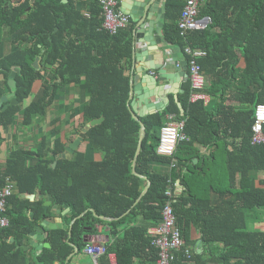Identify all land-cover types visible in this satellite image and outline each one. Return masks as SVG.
I'll list each match as a JSON object with an SVG mask.
<instances>
[{
  "label": "trees",
  "instance_id": "trees-1",
  "mask_svg": "<svg viewBox=\"0 0 264 264\" xmlns=\"http://www.w3.org/2000/svg\"><path fill=\"white\" fill-rule=\"evenodd\" d=\"M6 3L7 0H0V46L4 37H8L15 51L2 59L0 65L18 64L23 69L17 76L19 105L8 108L4 115L8 117L6 124L14 126L16 114L20 113L21 125L31 128L37 117L46 115L61 89L66 91L67 87L89 97L81 110L71 114V118L79 117L75 134L91 121L104 118L86 133L87 152L92 154L89 158L86 151L78 150L73 159L60 158L53 166L56 156L68 148L61 136L63 127L57 129L56 121L48 126L50 132L43 133L37 141V150L27 147L11 150L6 167L0 168V186L5 176H10L18 183L19 196L9 198L17 204L16 208L7 209L10 224L3 228L6 235L21 239L31 229L32 222L24 211L33 210L37 217L48 214L40 201L22 198L24 193L39 190L43 195H53L57 203L68 205L70 217L77 218L71 237L67 229L53 230L52 247L39 256L44 264H54L58 259L64 263L72 250L69 241L76 243L83 239L89 224L94 229L90 220L103 221L97 216L114 218L108 222L112 238L105 243L107 253L103 259L110 262L109 253L113 252L118 264H137L139 258L153 264L159 252L152 244L148 227L137 223L123 226L140 217L158 224L168 198V186L177 179L184 189L175 197L174 210L185 243L172 264H189L185 250L193 226L199 229L204 245V252H193L195 264H264V179L258 180L254 175L264 170V144L251 142L253 121L249 125L250 135L246 132L242 146L227 152L228 165L225 170L220 168V156L202 155L195 145L212 142L213 113L202 101L190 102L187 82L184 93L179 95L184 115H180L178 102L173 100L165 110L141 117L146 136L134 173L141 131V123L129 108L134 21L114 34L103 29L100 0H23L12 8L6 7ZM185 3L186 0L166 1L164 26L165 39L182 48L187 42L180 35L178 19ZM200 13L210 16L212 24L205 30L190 32L188 43L198 47L200 38L209 37L214 28L221 29L225 34L217 35L208 52L216 55L213 54L216 49L222 54L218 61L222 63L231 57L225 53L227 48L242 40L245 77L248 75L258 85L255 92H244L245 100L255 105L264 103V0H206ZM36 56L42 58L41 69L33 66ZM200 63L204 67L201 58ZM38 80L43 81L44 96L23 105ZM173 112L185 120V133L190 138L179 143L174 167L172 157L157 154L161 129L167 122V114ZM97 153L100 159H95ZM164 164L170 172L156 169ZM214 166L220 169L217 179L213 178ZM148 181L150 187L142 195ZM213 193L220 199L212 201ZM3 245L4 241L0 242V255L13 259L15 264L26 263L21 257L22 250L13 252L15 244L9 249Z\"/></svg>",
  "mask_w": 264,
  "mask_h": 264
},
{
  "label": "crops",
  "instance_id": "crops-1",
  "mask_svg": "<svg viewBox=\"0 0 264 264\" xmlns=\"http://www.w3.org/2000/svg\"><path fill=\"white\" fill-rule=\"evenodd\" d=\"M17 1L18 0H15V1L7 0V3H13L14 4L13 7H14L15 5L19 4L23 0H20L19 3H16ZM118 1H119L120 8L123 11L122 0H118ZM166 1L167 0H165L164 2V7L166 8V13H165L166 16L165 18L161 19L162 21L161 27L159 24H156V27L153 30V28L149 25L150 20H146L147 22L146 30L138 32L136 31L138 29L137 23L134 21L135 23L134 38H133L134 50H133L131 68L129 69V73L131 77L133 74L137 73V68L141 70L142 68L145 67L146 61H148L149 59L153 60L152 58L154 56H149V57L142 56L141 58H139L140 60L135 59L136 52L140 54L141 51L143 50V47L149 45V43L145 41L146 36L148 38L150 37L152 38V35H154L160 46H164L168 42L164 36V26H165L166 17H167ZM149 6L150 4H147L146 8H148ZM6 7H10V5H7ZM85 13L87 14L88 12L86 11ZM152 18L154 19L158 17L154 15ZM225 22L227 21L225 20ZM161 31L163 32V34L160 36ZM220 33L225 34V32L221 31V29L219 28L212 29L210 36L206 38H200L198 40V43L200 46L198 47L196 46V48L201 49L205 55V56H202L201 59L205 61L204 67H203L206 78H207V88L205 90L206 91L205 93L209 95L208 102L204 100H200V101L204 102V104L206 105H209L213 113V117H212L213 123L210 128L212 142L206 145L196 142L195 145L197 149L200 150L202 155L203 154L209 155L213 153L215 155L220 156L221 165L219 164L218 166L225 170L229 162L227 152H233L236 150V148L239 149L242 146L243 140L246 137V132L248 133V135H250L249 125L252 121L254 123V114H255V108L257 104L255 105V104L247 102L245 100L246 96L244 92L245 91L251 92V93L255 92L258 85L257 83H252L248 75L246 76L247 78L245 77V71H244L245 63H244V58H243V47L245 43L242 40L238 39L237 41H235L234 47L227 48L226 50L227 52L225 53L230 54L231 57L224 59L222 63L218 62L219 56H221L222 54H219L218 51L216 52V49L214 47L212 48V50L215 49L213 54H216V55H211V52L210 53L208 52L209 45L210 47L212 46L214 39H216L217 35ZM180 35H181V32H180ZM185 41L187 42V39ZM219 44L221 43L220 42L217 43V46ZM228 46H229V43H228ZM175 47L176 46L171 44V48L166 51L167 58L173 57V54L175 52ZM205 47H207V49ZM179 48H180L179 57H182L187 61L186 54L184 53V48L182 47H179ZM13 51H15V45L12 43L10 38L4 37L3 42L1 43V46H0V52H1L0 55L4 54L5 56L8 57L11 53H13ZM38 58H39L38 64L37 66H35V62ZM41 60H42L41 56H36L34 63H33V66L36 69L42 68ZM13 65H18V64H13ZM44 70L45 69H43V74L45 73V75H47L48 74L47 70L46 72ZM143 73L145 74L144 79L150 80V77L148 76V74H152L156 76L157 71L147 70ZM187 73H188V69H187ZM47 78H49V76ZM187 82L188 81L186 78L182 84L181 89L183 90H181L177 94V96L174 93H170L168 95L169 102L168 104H166V108L173 100L177 101L178 106H179V103H181L179 101V95L184 93L185 91L184 85ZM37 83H39V88L38 90L34 91L35 85ZM160 83L163 84V81L160 80ZM35 85L33 87L31 96L28 98V100L37 101L41 99L45 94L44 87H43V81L38 80L35 83ZM52 87L53 85L51 86L50 90L52 89ZM141 88H142V91H145L149 88V84L145 81V83H142ZM53 90L54 89H52V92L51 91L50 92L53 93ZM88 99L89 97L86 96V94L81 93L80 90H78V92H75L74 87H67L66 91H65V88H62L61 91L58 93V95H56L54 104L47 108L46 115L42 117H37L34 125L31 128L21 125L22 117L19 114L16 117L15 125L13 126V129L10 130V133H8L7 138H5L4 141L0 144V168L6 167L7 157L9 153L11 152V150L14 148L27 147L33 150H37L36 149L37 141L43 135V133L48 134V132H50L48 129V126L49 125L51 126V124L54 121H56L55 127L57 129H59L60 127H63L62 133H61L62 140L63 142L67 143L69 147L70 144L80 134V133L79 134L74 133L76 130L75 129L76 120H78L79 117L77 116L75 118L74 117L71 118L72 116L71 114L73 113V111L78 112V110H81V108L84 106V103ZM189 100H190V97H189ZM179 108L181 110L180 115H184L185 110L182 106V103H181V107L179 106ZM161 111H158V112H161ZM173 113L176 114L175 112ZM59 117L61 120H58ZM13 132H15V137L13 136L14 138L13 137L11 138L12 135L10 136V134H13ZM251 133L252 134L250 136V139L252 142V135H253L252 129H251ZM188 140H190V138H188L187 141ZM78 150L82 152L86 151V156L88 158L91 157L92 155L91 153L89 154L87 152L86 142L84 139V141L80 144V146L74 149L73 153L71 154V157L68 159H73L74 157H76ZM59 159H57V156H56V161L53 163V166H56V163ZM95 159H100V154L97 153L95 155ZM194 161L198 163L199 160L195 158ZM156 169H158L161 172H170L171 170L165 164L156 166ZM133 170H134V167H133ZM213 171H214L213 178L217 179L220 173V169H217V167L214 166ZM254 175L256 176V178H258V180L264 179V170H258L254 172ZM140 176H142L143 178H146V176L144 175H140ZM8 177L11 178L10 176H5L4 184L1 185L0 188L6 184V179ZM11 179L15 182V191L13 195L19 196L18 183L15 179L13 178ZM148 184H149V181H148ZM148 184L145 186V188L148 186ZM258 184H260L259 181H258ZM169 186L173 187L176 193L178 194L182 192L184 189V186L177 179L173 180ZM145 188L143 189L142 195L145 191ZM229 196L230 195H228V197ZM22 198H28L31 201H40L41 206L43 207V210L45 209L46 211H48V214L46 216L41 214L40 216L37 217L35 216V212L33 210L24 211L29 216L30 222H32L31 229L26 230V234L24 235V237H22L21 239H18L14 235L7 236L3 228H0V242L4 241L3 246H7V249H9V247H13V244H15V247H13L14 248L13 252L22 250L21 251L22 256L21 254L20 256L26 259V263H22V264H44L42 261L39 260V256L42 253H44L48 248L52 247L51 235L53 233V230L60 229V228L67 229L69 232V237H71L73 225L77 218L70 217V213H71L70 207L66 204L57 203L55 201V197L51 194L43 195L41 194L39 190H37L36 192H33V193L22 194ZM219 199L220 198L217 194L215 193L212 194V201L215 202L216 200H219ZM47 201H49L50 204H46ZM15 204L17 203L12 202L10 200L8 204V209L16 208ZM59 206H62V208L60 209ZM93 214L96 217L97 214L96 213H93ZM97 217H99L103 221L96 222V221L90 220V223L93 224V226L95 225L94 229H92V227H90V224H89L87 230L83 233V239L79 240L76 243L69 241V244L72 250L70 251L67 259L64 261V263H62L60 259H58L54 262V264H111V262H107L105 259H103L104 255L98 256L97 263H96L95 259L87 252L88 245L93 244V243L105 244L112 238L111 233H110V225L108 224V222L113 221L114 218L106 217V216H97ZM43 219L49 220L50 223H53V222L55 223L56 221L58 223L60 221L61 227L49 228V226L46 225L44 227V230L45 232H47L48 235L45 237L36 232V227L37 226H38L37 228L40 227L41 225L40 222ZM134 223H137L140 225H146L148 227L149 234H150L151 228L158 225L157 222H154L153 220H147V219L140 217L137 220H128L127 223L123 227L131 226ZM199 240H202L201 233L198 228L193 226L190 231V237H189V242L187 244V249H190L192 252L196 251L197 253L204 252V245L201 248L202 251L199 252L200 248L197 247ZM80 245H83V246L80 247ZM178 251L179 250H177L175 254ZM109 254H114V257H116L117 259V256L115 253L111 252ZM4 256L0 255V264H15L13 259L9 260L8 258L7 260V256L6 255ZM174 260H175V257L173 261ZM109 261H110V257H109ZM135 263L146 264L143 260H141V258L137 259ZM188 263L195 264L193 257L188 258ZM153 264H157V261L156 263H153ZM210 264H218V263L211 262Z\"/></svg>",
  "mask_w": 264,
  "mask_h": 264
},
{
  "label": "built area",
  "instance_id": "built-area-1",
  "mask_svg": "<svg viewBox=\"0 0 264 264\" xmlns=\"http://www.w3.org/2000/svg\"><path fill=\"white\" fill-rule=\"evenodd\" d=\"M206 0H186L182 14L178 20V26L182 37L187 44L184 46V53L188 63L187 81L190 83V102L200 100H209L206 94L207 78L200 58L204 52L188 43V35L192 31L205 30L212 24V18L200 13V7ZM103 7L104 21L102 28L110 33H117L120 29L126 28L131 23L130 14L121 10L118 0H100ZM88 14V13H87ZM253 144H264V103L256 105L254 114V123L252 126ZM189 136L185 133V120L179 119L174 113L167 115V122L162 127L160 141L157 146V153L160 156L172 157L175 164V153L181 141L187 140ZM15 182L11 178L6 179V184L0 188V228L9 226L10 220L6 215L9 198L14 194ZM166 194L168 196L166 204L162 210V219L158 225L150 230L152 244L158 249L159 257L157 264H172L174 254L180 250L185 241L181 229L177 223V217L174 210V200L178 195L175 189L168 187ZM87 252L95 259L100 255L107 253L105 244L93 243L87 246ZM186 255L191 258L193 252L186 249ZM111 264H118L114 254H109Z\"/></svg>",
  "mask_w": 264,
  "mask_h": 264
},
{
  "label": "water",
  "instance_id": "water-1",
  "mask_svg": "<svg viewBox=\"0 0 264 264\" xmlns=\"http://www.w3.org/2000/svg\"><path fill=\"white\" fill-rule=\"evenodd\" d=\"M18 0L16 3H19ZM165 0H122V9L125 13L130 14L133 21L137 23L138 29L136 31L141 32L146 30V20H150V26L153 30L156 27V24H159L160 27L162 25L161 19L166 16V8L164 7ZM147 4H150L148 8H146ZM10 5L13 7V3H6V6ZM154 15L158 18H152ZM163 32H160V36ZM145 41L149 43L148 46L143 47L141 53H137L135 55L136 60H140L142 56H154L151 60L149 59L145 63V67L141 70L137 68V73L133 74L131 77V92H130V100H129V108L133 117L141 123V131L139 137V143L136 150L135 159L133 162L134 173L135 165L137 158L142 150L143 140L146 136V126L141 121L140 116H145L147 114H153L155 112L164 110L166 108V104L169 102V94L174 93L177 94L183 90L182 84L183 81L188 77L187 73V61L179 57L180 48L175 47V52L172 58H167V50L171 48V43H168L164 46H160L155 38L152 35V38H148L146 36ZM39 58L35 62V66L38 64ZM147 70H156V76L152 74H148L150 80H145V74L143 72ZM155 74V73H154ZM160 80L163 81V84L160 83ZM145 81L149 84V88L145 91H142L141 85L145 83ZM160 83V84H159ZM156 97V98H155ZM6 96H3L1 100H5ZM17 103V100H14V104ZM181 107V103H179ZM140 116H139V114ZM104 118L95 119L88 123L80 132L79 136L70 144V146L62 153L57 155V159L59 158H70L74 149H76L80 144L84 141L86 137V133L88 130L99 124L103 121ZM150 187V181L148 186L145 188L143 194H145ZM52 199V198H50ZM46 204H50L49 201ZM61 209L62 206H59ZM61 222L57 221L54 223H50L49 220L43 219L40 222V227H36V232L47 236V232H45L44 227L47 225L49 228H57L61 227ZM203 242L199 240L197 247L200 248L199 252L202 251Z\"/></svg>",
  "mask_w": 264,
  "mask_h": 264
},
{
  "label": "flooded vegetation",
  "instance_id": "flooded-vegetation-1",
  "mask_svg": "<svg viewBox=\"0 0 264 264\" xmlns=\"http://www.w3.org/2000/svg\"><path fill=\"white\" fill-rule=\"evenodd\" d=\"M4 56V54L0 55V61L7 57ZM22 73L23 69L19 65H11V67H6L5 64L0 65V89L3 90V92L0 94V115H3V122L2 124H0V144L4 141L5 138H7L8 133H10V130L13 129V126L10 123L6 124V120L8 119V117L4 115H6V111H8V108L13 105H19V101L16 97L17 76ZM53 87L52 89H54ZM52 89L50 90L51 92ZM3 96H6L5 100H1ZM15 99L17 100V103L14 104ZM19 114L20 113L16 114V117ZM15 120L16 118L14 119V121ZM10 136L11 138L13 136L15 137V132H13V134H10Z\"/></svg>",
  "mask_w": 264,
  "mask_h": 264
},
{
  "label": "rangeland",
  "instance_id": "rangeland-1",
  "mask_svg": "<svg viewBox=\"0 0 264 264\" xmlns=\"http://www.w3.org/2000/svg\"><path fill=\"white\" fill-rule=\"evenodd\" d=\"M38 88H39V83H37L36 85H35V88H34V91L35 90H38ZM41 89V88H40ZM29 100L27 99L26 101H24V104L23 105H26V103L28 102Z\"/></svg>",
  "mask_w": 264,
  "mask_h": 264
}]
</instances>
